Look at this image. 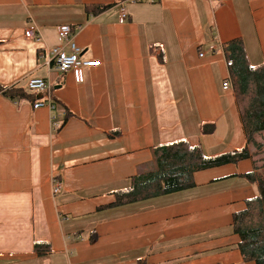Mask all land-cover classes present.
<instances>
[{"label":"crops","instance_id":"0c3cea01","mask_svg":"<svg viewBox=\"0 0 264 264\" xmlns=\"http://www.w3.org/2000/svg\"><path fill=\"white\" fill-rule=\"evenodd\" d=\"M121 2L0 0V85L27 96L0 95V264H253L234 231L258 196L241 177L251 160L195 173L190 190L109 206L159 170L162 145L187 140L207 157L247 145L222 48L242 39L252 66L264 64V0L128 4L125 23ZM65 25L80 28L81 59L101 61L80 83L50 64ZM35 78L49 92L30 91ZM49 100L54 111L34 108Z\"/></svg>","mask_w":264,"mask_h":264},{"label":"trees","instance_id":"16d2710c","mask_svg":"<svg viewBox=\"0 0 264 264\" xmlns=\"http://www.w3.org/2000/svg\"><path fill=\"white\" fill-rule=\"evenodd\" d=\"M97 14L107 9L92 6ZM229 79L241 115L247 145L240 151L216 157L205 156L200 145H191L179 140L157 148L159 170L134 177L128 190L118 192L116 200L109 207L127 205L151 200L161 196L182 192L195 187L194 174L251 160L252 170L242 175L258 189V196L247 201L246 209L234 216V231L239 238L238 249L247 263L264 264V64L252 66L244 41L237 39L224 44ZM0 85V95L11 100L27 97L23 93ZM214 125L205 123L203 134H211ZM255 157L261 158L258 165ZM39 255L50 250L49 243H36Z\"/></svg>","mask_w":264,"mask_h":264},{"label":"built area","instance_id":"2783aa9c","mask_svg":"<svg viewBox=\"0 0 264 264\" xmlns=\"http://www.w3.org/2000/svg\"><path fill=\"white\" fill-rule=\"evenodd\" d=\"M159 0H122L120 4V22L125 23L128 19L127 8L128 4H140V3H156ZM80 28H73L71 26L65 25L59 28V37L61 44L50 49L48 51L50 64L60 73H73L75 79L78 83L83 80V72L85 70L91 68H97L101 66V61L88 60L83 61L81 59L82 49L75 42V31ZM25 37L29 40H37L39 38L37 28L28 29L25 32ZM217 47H211L212 51H216ZM203 56V55H201ZM29 90L35 93H44L49 92L50 86L49 83L42 78L31 79L28 82ZM232 87L230 79L226 81L225 89H229ZM40 107H47L51 111L55 110V106L50 102V100L46 103L40 101L37 102L34 106L35 109ZM58 115L52 116V124L54 129L60 128L59 123L57 122ZM53 186V195H57L62 187L61 182L57 179H52Z\"/></svg>","mask_w":264,"mask_h":264},{"label":"rangeland","instance_id":"374dc122","mask_svg":"<svg viewBox=\"0 0 264 264\" xmlns=\"http://www.w3.org/2000/svg\"><path fill=\"white\" fill-rule=\"evenodd\" d=\"M255 159L259 162L258 165H261V164H262V163H260V161H259L261 158L255 157Z\"/></svg>","mask_w":264,"mask_h":264}]
</instances>
